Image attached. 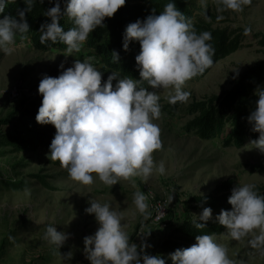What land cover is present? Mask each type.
Instances as JSON below:
<instances>
[{
  "label": "clouds",
  "instance_id": "obj_1",
  "mask_svg": "<svg viewBox=\"0 0 264 264\" xmlns=\"http://www.w3.org/2000/svg\"><path fill=\"white\" fill-rule=\"evenodd\" d=\"M8 0H0V52L15 51L16 36L26 34L30 26L25 13L35 0H24L26 5L15 16L4 14ZM42 2V0H41ZM252 0H218L222 10L242 12ZM126 0H65L62 12L60 0L45 11L50 23L41 25L40 42H62L67 52H79L88 36L98 26H104L106 17L111 18L124 6ZM62 15L69 17L74 27L64 30L59 24ZM250 29H245L248 34ZM208 31L197 33L190 21L174 2L165 5L159 15H149L143 21L129 23L123 34V49L138 41L139 54L135 56L140 80L147 81L153 89L169 87L174 95L169 103L186 102L190 93L183 90L186 81L204 73L214 64L215 49L209 41ZM113 62H119V53L113 52ZM91 58L75 60L57 77L44 75L38 85L42 103L35 117L41 125L51 124L56 132L49 146V157L67 169L69 176L83 185H92L94 176L112 187L120 178L129 179L141 175L145 180L154 169L165 173L163 162L156 165L153 152L161 150V131L154 123L161 116L160 97L154 91L138 87L140 80L120 78L115 86L116 73L102 83V72L93 66ZM238 76V72H237ZM235 78V77H234ZM259 99L247 117L252 131L259 137L250 142L264 153V89L257 88ZM254 184H237L231 189L228 203L231 210L221 209L216 216L218 223L230 237L240 241L254 230L259 235L249 241L253 248L264 249V195L258 194ZM147 197L142 192L134 194V203L140 214L148 218ZM85 209L94 214L99 227L94 234L84 237V252L90 264H166L162 255H149L146 242L139 246L130 242L125 231L123 216L108 203L89 201ZM195 222L197 229L206 227L212 218V209L204 207ZM150 234V233H149ZM70 234L57 231L48 225L45 239L58 249ZM196 243L179 248L168 254L172 264H233L227 248L218 244L213 235L195 236ZM67 258H71L69 251Z\"/></svg>",
  "mask_w": 264,
  "mask_h": 264
},
{
  "label": "rangeland",
  "instance_id": "obj_2",
  "mask_svg": "<svg viewBox=\"0 0 264 264\" xmlns=\"http://www.w3.org/2000/svg\"><path fill=\"white\" fill-rule=\"evenodd\" d=\"M195 3L199 8L195 22L234 34L240 48L217 62L204 78L186 82L183 90L190 97L174 111L169 103L174 89H152L160 97L161 116L154 123L159 125L163 145L152 155L156 165L164 163L165 173L154 169L147 180L141 175L120 178L112 187L93 174L94 183L83 185L73 180L58 161L51 160L49 147L14 153L0 144V264H90L83 241L99 227L94 214L85 212L90 200L110 204L123 216L125 231L130 242L138 245V251L146 242L150 245L146 253L157 255L161 254L158 245L176 225L185 219L199 218L202 211L192 210L189 205L194 195H205L229 179L234 187L239 183L264 188V174L253 169L264 166V153L250 144L252 140L241 147H226L225 135L206 141L186 129L193 118L186 112L192 102L227 92L245 71L264 63V46L259 44L264 36V0H252L242 12L222 10L218 0ZM245 29H250L248 34ZM87 58L104 71L83 46L71 54L67 50L37 52L26 37L17 35L15 51L10 55L0 52V138L23 127L24 119L14 113L27 104L26 100L42 98L38 85L45 74L57 77L62 71L61 63L66 69L75 60ZM137 192L147 197V219L134 203ZM158 210L163 215L160 220L156 219ZM218 214L212 212L210 220ZM48 225L70 234L60 249L45 239ZM256 235L258 229L236 241L225 230L214 238L227 248L233 264H264V249L253 248L249 243ZM69 251L71 258L66 255ZM168 254L163 256L168 258Z\"/></svg>",
  "mask_w": 264,
  "mask_h": 264
},
{
  "label": "trees",
  "instance_id": "obj_3",
  "mask_svg": "<svg viewBox=\"0 0 264 264\" xmlns=\"http://www.w3.org/2000/svg\"><path fill=\"white\" fill-rule=\"evenodd\" d=\"M174 2L176 7L190 18L194 30L199 34L208 31L212 35L209 43L215 49L213 56L214 64L206 69L204 73L199 74L192 79L186 81H196L204 78L210 69L219 61L225 59L230 54L240 48L238 45V37L230 34L227 30H213L211 27L197 24L196 14L199 11L195 0H126L124 6L117 10L113 17H106L103 21L104 26H98L89 34L87 41L82 45L88 52L89 56L97 60V63L104 67L102 72V83L107 77L116 73L117 79L113 80V84L120 78H133L140 80L139 70L136 66L135 56L139 54L140 44L138 41L129 43L127 51L123 49V34L129 23L143 21L149 15H159L167 3ZM56 0H35L30 11L25 13V18L30 26V30L26 34H18V36L26 37L34 50L37 52H48L51 50L66 51L67 45L62 42L53 44L48 41L44 44L40 42V28L44 23H50L51 19L44 15L45 11L55 6ZM61 10L64 11L65 0H60ZM24 0H8L4 14L16 15L18 9L25 8ZM3 14H0L2 18ZM59 24L68 30L74 27L73 21L66 15H62ZM264 46V36L259 42ZM113 52L119 53V62H113ZM138 87L146 88L152 91L153 88L147 81L140 80ZM171 88V87H169ZM167 88V89H169ZM264 89V63H259L248 71H245L238 80L234 81L231 89L219 96L209 97L206 101L192 102L186 112L192 119L187 125L188 132L193 131L200 139L210 141L211 139L223 137V144L241 147L247 140H256L259 137L258 132H253L252 125L248 122L247 117L256 107L259 99L256 95V89ZM164 89V88H158ZM23 108L14 115L19 119H24L23 127L12 133L1 135L0 144L11 148L14 153L35 152L41 148L50 146L54 138L56 129L53 125H41L37 123L35 117L38 108L41 106L42 98H31L26 100ZM185 102H177L171 104L170 108L178 109ZM227 129L228 133H227ZM257 172L264 174V166H253ZM234 187L233 180L229 179L216 185L211 192L205 195H194L189 202L190 209L202 211L204 207H210L215 214L220 213L221 209L231 210L228 203V197L231 195V189ZM255 190L260 195H264L263 187H256ZM195 222H199V218L185 219L176 225L169 236L160 242L158 249L160 255L166 260V264H172V261L164 257L163 254L174 252L179 248H187L194 244L196 235L210 234L219 236L226 230L220 225L216 217L207 221L206 227L197 229Z\"/></svg>",
  "mask_w": 264,
  "mask_h": 264
},
{
  "label": "bare ground",
  "instance_id": "obj_4",
  "mask_svg": "<svg viewBox=\"0 0 264 264\" xmlns=\"http://www.w3.org/2000/svg\"><path fill=\"white\" fill-rule=\"evenodd\" d=\"M155 209H156V208H155ZM156 213H157V217H156V219H157V220H160V219L163 217L162 212H160V211L158 210Z\"/></svg>",
  "mask_w": 264,
  "mask_h": 264
}]
</instances>
